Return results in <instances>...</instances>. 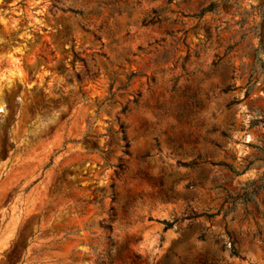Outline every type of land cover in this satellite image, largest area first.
<instances>
[{
	"label": "rangeland",
	"instance_id": "374dc122",
	"mask_svg": "<svg viewBox=\"0 0 264 264\" xmlns=\"http://www.w3.org/2000/svg\"><path fill=\"white\" fill-rule=\"evenodd\" d=\"M0 264H264V0H0Z\"/></svg>",
	"mask_w": 264,
	"mask_h": 264
}]
</instances>
